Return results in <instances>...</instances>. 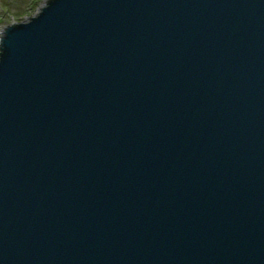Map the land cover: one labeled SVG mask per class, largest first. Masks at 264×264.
I'll list each match as a JSON object with an SVG mask.
<instances>
[{"label": "water", "instance_id": "obj_1", "mask_svg": "<svg viewBox=\"0 0 264 264\" xmlns=\"http://www.w3.org/2000/svg\"><path fill=\"white\" fill-rule=\"evenodd\" d=\"M0 264H264V0L1 26Z\"/></svg>", "mask_w": 264, "mask_h": 264}, {"label": "rangeland", "instance_id": "obj_2", "mask_svg": "<svg viewBox=\"0 0 264 264\" xmlns=\"http://www.w3.org/2000/svg\"><path fill=\"white\" fill-rule=\"evenodd\" d=\"M46 0H0L1 26L24 21L27 15L32 16L35 9L41 7Z\"/></svg>", "mask_w": 264, "mask_h": 264}]
</instances>
